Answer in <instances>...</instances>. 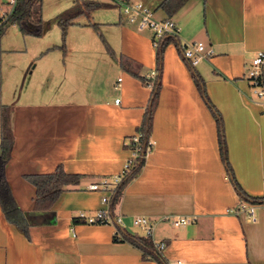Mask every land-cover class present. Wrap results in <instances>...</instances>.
I'll return each instance as SVG.
<instances>
[{"label": "crops", "instance_id": "crops-1", "mask_svg": "<svg viewBox=\"0 0 264 264\" xmlns=\"http://www.w3.org/2000/svg\"><path fill=\"white\" fill-rule=\"evenodd\" d=\"M141 1L157 18L166 17L159 8L163 0ZM171 17L182 45L203 41L212 49L193 65L206 97L182 50L174 41L166 43L151 123L153 147L114 206L120 224L74 217L111 210L110 202L102 203V192L88 186L121 172L132 154L125 142L137 133L152 90L123 67L121 57L130 59L139 75L155 69L151 32L129 24L121 10L117 20L100 21L99 30L92 26L98 22L75 21L67 29L65 50L49 49L53 44L40 49L18 99L0 102V112L1 105H10L13 132L6 177L30 224L27 236L0 204V264H161L122 238L124 232L144 236L135 216L155 221L153 238L167 243L161 253L167 263L179 258L192 264H264V202H254L255 220L231 211L245 199L227 172L229 164L246 194L264 196V97L255 94L248 76L253 58L264 50V0H188ZM207 97L222 119L228 163ZM58 166L82 177L50 208L37 209L36 188L26 176ZM180 215L192 221L175 225L172 219Z\"/></svg>", "mask_w": 264, "mask_h": 264}, {"label": "trees", "instance_id": "trees-1", "mask_svg": "<svg viewBox=\"0 0 264 264\" xmlns=\"http://www.w3.org/2000/svg\"><path fill=\"white\" fill-rule=\"evenodd\" d=\"M188 0H163L159 5V8L166 14L165 18L171 17L174 15ZM38 3L40 6L42 5V0H18L17 6L15 11L11 15L9 21L0 27V36L4 33L6 27L9 24H18L20 29L26 33H32L35 35H41L48 29V22L43 21L42 17L40 16L38 19H35V15L33 12L34 5ZM101 5H111L110 3H100L97 1L91 0H82L77 1L74 5L70 8L62 12L58 15L57 19L59 23L62 25L64 34L70 24L74 23V18H76L80 14H84L86 11H91L96 7ZM92 26L99 30L98 23H92ZM101 40L105 44L106 49L114 56V53L107 42L106 38L101 34ZM174 41L176 45L182 50L183 53V45L178 38L174 36H165L161 38L160 44L156 47L157 53V67L155 70V75L151 76V71L146 74L145 76L139 75L136 71L132 69L133 62L130 59L125 57H121V62L123 67L127 68L129 71H132L134 74L138 75L143 82L151 87V97L147 109L145 111V116L137 128V132L140 134L139 139L137 142L134 141V135L127 138L125 145L127 147H139L140 154L133 160L131 167L129 170L124 172L120 182L114 188L113 193L110 198V206L111 210H109V214L112 218H115L116 215L114 213V206L118 201L121 190L133 176H135L140 168L142 167L143 163L145 162L146 154L152 149L153 141L151 139V123L153 117V111L157 103V96L158 91L160 88V80H159V72H160V65L162 61V52L163 48L166 43ZM60 47L65 50L66 47V39L63 40L62 44L53 45L49 49ZM184 59L190 65L191 69L193 70V75L195 81L206 97L205 89L202 86V80L199 74L193 69V65L190 61L184 56ZM208 100V97H207ZM209 101V100H208ZM209 106L213 110L216 120H217V128H218V135H219V144H220V151L223 157V160L228 163L227 161V154H226V145H225V138H224V130H223V123L220 114L214 108V105L210 103ZM10 105H1V112H0V204L5 212L6 217L13 223H15L21 230L29 236V222L24 214V212L19 208L17 205L15 198L13 196L11 186L6 177V163L10 158L11 154V147L13 143V132L10 124ZM227 172L231 177L235 188L242 196L243 199L252 202H264V196L257 197V196H250L245 193L242 189L238 181L233 176L232 168L227 164ZM27 179L35 186L36 188V197H35V207L37 209H47L50 208L54 201L58 198L60 193L65 189H68L70 185L77 184L82 175L77 173H68L66 172L62 166H58L53 172L45 173V174H30L26 176ZM74 220L77 222H85L83 218L79 216H75ZM101 223H110L107 220L99 221ZM120 224V223H117ZM120 225L117 227V231L115 233V239H121L119 234H122V230L120 229ZM122 238L127 239L134 244L141 247L145 253H150L152 257L156 258L161 264H167L166 260L162 256V251H160L154 244L151 238L146 236H137L131 235L128 233H123Z\"/></svg>", "mask_w": 264, "mask_h": 264}, {"label": "built area", "instance_id": "built-area-1", "mask_svg": "<svg viewBox=\"0 0 264 264\" xmlns=\"http://www.w3.org/2000/svg\"><path fill=\"white\" fill-rule=\"evenodd\" d=\"M18 0H8L7 6L0 7V27L5 25L17 6ZM120 6L121 15L129 24H132L139 30H148L151 32V39L153 45L157 47L160 44L161 38L165 36H177L179 34V26L172 17L157 18L152 8L145 4L141 0H116ZM212 52L211 48H208L203 41H191L183 45V55L190 61L192 65H196L203 58H206L208 54ZM155 75V70L151 71V76ZM248 76L253 86L254 92L259 97H264V50L257 52L256 56L252 60V65L248 70ZM119 101V98L116 99ZM140 134L137 132L134 134V141L137 142ZM132 149L131 156L125 161L121 172L115 174L112 177H102L98 181H93L89 184V189L102 192L101 201L104 204H109L111 195L114 188L120 182L124 172L129 170L133 160L140 154L139 147H130ZM256 203L243 200L240 202L236 209L231 211H242L246 213L249 220L256 219L255 213ZM83 218L85 222L94 223L101 220H107L109 222L116 221L122 222V216L118 215L112 218L109 214L108 207H101L94 214H87L81 211L78 214ZM175 225H185L192 221L189 216H175L172 219ZM133 223L140 226L143 230L144 236L149 237L154 242L155 246L160 250L166 247L167 243L163 240H154V226L155 221L148 216H135ZM167 264H192L191 262L183 259H174L168 261Z\"/></svg>", "mask_w": 264, "mask_h": 264}, {"label": "rangeland", "instance_id": "rangeland-1", "mask_svg": "<svg viewBox=\"0 0 264 264\" xmlns=\"http://www.w3.org/2000/svg\"><path fill=\"white\" fill-rule=\"evenodd\" d=\"M77 1L82 0H42L41 6L36 3L33 8L35 19L41 16L42 20L49 24L47 31L41 35L26 33L20 29L18 24H9L6 27L0 36V102L11 103L14 98L18 99L20 91L26 88L28 83L30 75L25 78L28 66L33 65L32 61L40 49L48 44L63 43L67 37V30L64 34L63 27L57 17L65 10L70 9ZM94 1L108 2L111 5H101L91 11H86L74 18L73 21L81 23L92 21L99 24L100 21L118 19L120 9L116 0ZM7 3L8 0H0V7H6ZM93 35L97 43L101 45L98 36ZM70 40H72V35Z\"/></svg>", "mask_w": 264, "mask_h": 264}]
</instances>
